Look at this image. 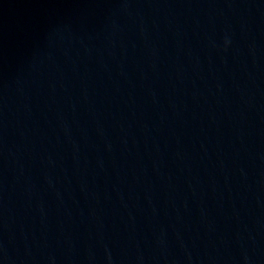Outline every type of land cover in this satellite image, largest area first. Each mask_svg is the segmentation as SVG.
Segmentation results:
<instances>
[{
    "label": "water",
    "instance_id": "obj_1",
    "mask_svg": "<svg viewBox=\"0 0 264 264\" xmlns=\"http://www.w3.org/2000/svg\"><path fill=\"white\" fill-rule=\"evenodd\" d=\"M0 264H264V0H0Z\"/></svg>",
    "mask_w": 264,
    "mask_h": 264
}]
</instances>
